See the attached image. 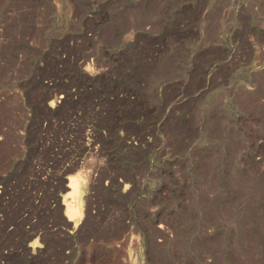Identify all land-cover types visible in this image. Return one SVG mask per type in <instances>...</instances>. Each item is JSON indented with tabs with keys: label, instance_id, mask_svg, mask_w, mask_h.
I'll use <instances>...</instances> for the list:
<instances>
[{
	"label": "rangeland",
	"instance_id": "obj_1",
	"mask_svg": "<svg viewBox=\"0 0 264 264\" xmlns=\"http://www.w3.org/2000/svg\"><path fill=\"white\" fill-rule=\"evenodd\" d=\"M0 264H264V0H0Z\"/></svg>",
	"mask_w": 264,
	"mask_h": 264
},
{
	"label": "bare ground",
	"instance_id": "obj_2",
	"mask_svg": "<svg viewBox=\"0 0 264 264\" xmlns=\"http://www.w3.org/2000/svg\"><path fill=\"white\" fill-rule=\"evenodd\" d=\"M80 144H82V143H80ZM67 179H68V184L66 186L70 190L68 192L64 193L62 196V202H61L62 209H63L62 212H63L64 220L65 221H71V223H73V225H75L77 220L80 218V215L82 214V209H83L82 181L79 177H77V178L70 177Z\"/></svg>",
	"mask_w": 264,
	"mask_h": 264
}]
</instances>
